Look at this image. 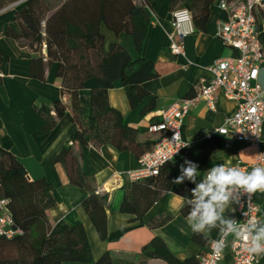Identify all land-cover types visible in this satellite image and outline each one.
<instances>
[{
	"label": "crops",
	"instance_id": "1",
	"mask_svg": "<svg viewBox=\"0 0 264 264\" xmlns=\"http://www.w3.org/2000/svg\"><path fill=\"white\" fill-rule=\"evenodd\" d=\"M25 0H17L0 9V51L9 56L0 62V146L13 152L25 165L30 179L45 177L51 182L56 204L48 210L52 228L63 231L78 222L84 224L95 259L109 251L118 263L140 264L146 257L142 253L144 245L158 235L178 257L185 259L200 256L210 250L211 243L219 239L218 229L200 234L196 240L186 222L183 209L186 206L185 194L180 192L187 181L194 187L203 179V173L217 164L234 165L252 163L257 158V147L243 140H231L217 129L224 124L225 118L232 116L238 109V101L227 98L223 92L218 95L216 110L201 101L192 107L185 116L181 128L182 139L189 146L207 143L210 152L206 165L199 168L201 175L196 183L185 179L182 184H173L171 189L162 193L148 212L147 217L157 219L170 216L164 224L155 228L146 223L131 220L132 215L120 209L126 189L133 183L129 172L140 167L139 155L132 149H120L114 143L101 145L89 144L81 147L73 136L79 125L73 119L71 109L62 117H56V125L44 132L36 131L45 123L38 111L43 106L52 108L55 101L63 99L71 103L68 95L62 93L61 79L57 75L56 63L45 59L43 79L31 75L32 59L37 54L8 33L10 29L19 32L21 27L15 18L16 9ZM174 9L171 0H152L148 8L150 26L141 51L137 49L131 34L114 33L105 25L102 32L106 36V46L111 42L122 44L133 57L143 56L154 60L158 76L145 81L135 91L142 96H129V87L117 81L109 90L112 107L120 111L127 125L138 130V140L154 143L158 133L149 131L153 122L162 118V113L175 102L195 95L201 78H210L207 67L215 60L232 56L236 50L216 35L218 22L229 17V11L216 2L212 6L206 28L196 30L184 37L185 54H175L170 48L171 20ZM264 51V15L257 14ZM259 81L264 89V62L260 67ZM96 86L95 79H88L80 90V104L88 108L91 91ZM71 145L83 171L86 187H80L69 180L63 162L57 158L64 147ZM261 148L264 150V122L261 134ZM180 175L176 174L175 177ZM174 177V178H175ZM106 196L108 213V237L102 239L84 208L83 202L90 193ZM255 201L260 207V219L264 220V192L255 193ZM226 216L239 217L238 204L225 213ZM235 237L227 238L223 249V264H236L232 242ZM148 264H167L160 259H147ZM92 264V263H88ZM257 264H264V255L259 256Z\"/></svg>",
	"mask_w": 264,
	"mask_h": 264
},
{
	"label": "trees",
	"instance_id": "2",
	"mask_svg": "<svg viewBox=\"0 0 264 264\" xmlns=\"http://www.w3.org/2000/svg\"><path fill=\"white\" fill-rule=\"evenodd\" d=\"M14 1L17 0H0V9ZM216 2L218 0H171V7L174 10L189 9L196 29L203 30ZM151 4L152 0H63L54 8L56 5L51 0H25L16 9L15 18L21 29L19 32L10 29L8 33L37 54L32 59L31 75L43 79L45 59L48 63H56L62 93L71 99L70 104L60 99L52 108H39L45 123L36 134L52 129L56 117H62L69 108L79 125L73 140L81 147L110 142L120 149H132L139 156L153 149L156 142H140L138 130L127 125L120 111L111 106L109 90L120 81L129 87L132 101L142 96L135 90L158 76L155 62L143 56L133 57L118 42L106 46V36L102 32V25H105L116 34L129 33L141 51L150 26L148 8ZM8 59L9 56L0 51V62ZM91 78L95 79L96 86L91 91L90 106L85 108L80 104V90ZM51 109L56 112V117L51 114ZM210 151L207 143L188 146L164 164L159 174L133 180L124 193L121 211L132 215L131 220L152 228L164 224L170 216L157 219L147 217L148 212L162 193L171 189L172 180L180 173V164L185 158L203 168ZM57 159L63 162L69 180L85 188L83 171L71 145L64 147ZM193 188L194 185L187 181L180 192L190 198ZM52 189L51 182L45 177L30 179L23 162L0 146V199L9 200L14 226L22 230L13 238L0 236V264H135L118 263L109 251L95 259L81 222L63 231H54L48 216V210L56 204ZM106 200V196L93 192L83 202L102 239L108 237ZM183 212L188 214L189 208L185 206ZM194 238L200 240V234H195ZM9 246L14 253L7 250ZM142 253L146 260L140 264H148L147 259H160L167 264H201L200 256L178 257L158 235L143 246Z\"/></svg>",
	"mask_w": 264,
	"mask_h": 264
},
{
	"label": "built area",
	"instance_id": "3",
	"mask_svg": "<svg viewBox=\"0 0 264 264\" xmlns=\"http://www.w3.org/2000/svg\"><path fill=\"white\" fill-rule=\"evenodd\" d=\"M221 8L229 11L226 20L218 22L216 35L226 44L232 46L236 53L232 56L215 60L207 67L210 78H201L198 92L183 98L162 113L160 121L150 124L149 131L158 133L159 137L153 149L139 157L140 167L129 172L133 180L144 179L159 174L164 164L176 158L187 147L172 142L178 133L183 144L181 128L189 110L203 101L206 106L216 110L220 92L238 101L234 115L226 117L224 124L217 129H225L231 140H243L257 147V158L248 164H234L242 170L250 171L253 166H264V150L261 148V134L264 122V89L259 81L260 67L264 62V51L260 30L257 25V14L264 15V0H218ZM192 12L187 8L173 11L171 20L170 48L175 54H185L184 37L196 32ZM257 70V75L252 73ZM189 146V145H188ZM171 157V158H170ZM8 199H0V236L13 238L22 230L15 227L14 218L8 208ZM238 221L243 223L249 218L260 219V207L255 201V194L241 196L238 204ZM213 242L210 250L200 255L201 264H223V251L215 252ZM242 239L234 238L232 242L233 257L236 264H257L259 256H250L245 250Z\"/></svg>",
	"mask_w": 264,
	"mask_h": 264
},
{
	"label": "clouds",
	"instance_id": "4",
	"mask_svg": "<svg viewBox=\"0 0 264 264\" xmlns=\"http://www.w3.org/2000/svg\"><path fill=\"white\" fill-rule=\"evenodd\" d=\"M252 75L255 77L257 70ZM218 131L226 135L225 129ZM172 142L178 146V151L173 156L180 148L188 147V144L182 143L178 133L173 136ZM200 175L199 165L185 158L180 164V175L172 183L182 184L185 179L196 183V177ZM258 191L264 192V166H253L250 171L225 164L212 166L204 171L203 179L191 189L190 198H183L189 208L186 222L196 234L206 235L213 229H218L219 239L213 242L215 252H222L227 246V238L233 236L244 241V250L250 256L264 255V220L249 218L241 223L225 215L233 205L240 204L241 196H251Z\"/></svg>",
	"mask_w": 264,
	"mask_h": 264
},
{
	"label": "rangeland",
	"instance_id": "5",
	"mask_svg": "<svg viewBox=\"0 0 264 264\" xmlns=\"http://www.w3.org/2000/svg\"><path fill=\"white\" fill-rule=\"evenodd\" d=\"M52 1V4L53 5H56V4H60L63 0H51ZM58 5H56V7H54V8H57L58 7ZM55 10V9H54ZM9 252H12V253H14L15 251H14V249L11 247V246H9V248L7 249ZM83 264H88V263H83ZM93 264V263H92Z\"/></svg>",
	"mask_w": 264,
	"mask_h": 264
}]
</instances>
